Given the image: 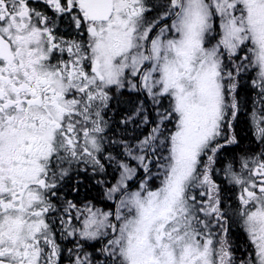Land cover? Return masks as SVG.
I'll return each mask as SVG.
<instances>
[{"label": "snow or ice", "instance_id": "1", "mask_svg": "<svg viewBox=\"0 0 264 264\" xmlns=\"http://www.w3.org/2000/svg\"><path fill=\"white\" fill-rule=\"evenodd\" d=\"M0 264H264V0H0Z\"/></svg>", "mask_w": 264, "mask_h": 264}]
</instances>
